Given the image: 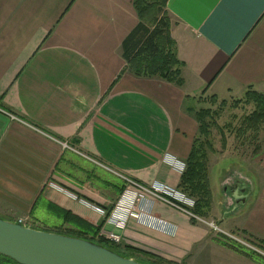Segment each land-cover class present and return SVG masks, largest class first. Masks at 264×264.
I'll return each mask as SVG.
<instances>
[{
  "label": "crops",
  "instance_id": "obj_1",
  "mask_svg": "<svg viewBox=\"0 0 264 264\" xmlns=\"http://www.w3.org/2000/svg\"><path fill=\"white\" fill-rule=\"evenodd\" d=\"M133 1L0 0L1 218L92 238L103 216L50 183L107 211L124 185L93 160L146 187L179 188L182 176L164 158L188 160L197 99L264 93V0H168L182 87L128 70L122 44L139 23ZM209 183L203 218L264 244V152L254 170L219 162ZM242 188L246 199L236 202ZM145 204L158 226L130 220L120 232L136 258L264 264L162 201Z\"/></svg>",
  "mask_w": 264,
  "mask_h": 264
},
{
  "label": "trees",
  "instance_id": "obj_2",
  "mask_svg": "<svg viewBox=\"0 0 264 264\" xmlns=\"http://www.w3.org/2000/svg\"><path fill=\"white\" fill-rule=\"evenodd\" d=\"M167 2L168 0L133 1L139 23L124 40L122 52L127 62L128 70L136 77H159L167 82L182 87L184 85L182 77V68L184 64L177 59L176 44L171 38ZM211 99V101L214 102V99L217 98L212 96ZM244 99L248 104L253 102L255 108L254 111L245 118V125L247 128L241 127L239 133L242 135L245 134V132L247 133V131H252L254 133L253 137L257 138L259 130L264 124V97L253 88H248L244 94ZM189 111L194 115L198 123L199 133L193 143L189 158L186 161L187 168L181 175L179 189L195 200L196 205L193 209L194 213L200 217H207V213L211 206L208 164L209 154L215 151L210 142L209 134L211 126L214 124L215 117L212 108H189ZM56 233L87 239L80 235L61 232ZM96 236L97 234L88 240L94 241ZM96 243L123 256L143 262L136 258L134 254H127L123 253V251H119L118 248H115L116 246L105 240H100ZM0 264L17 263L0 255ZM151 264L166 263L154 262Z\"/></svg>",
  "mask_w": 264,
  "mask_h": 264
},
{
  "label": "built area",
  "instance_id": "obj_3",
  "mask_svg": "<svg viewBox=\"0 0 264 264\" xmlns=\"http://www.w3.org/2000/svg\"><path fill=\"white\" fill-rule=\"evenodd\" d=\"M12 118L15 119L14 117ZM62 145L64 149H68L79 155H82L78 150H76L75 146H71L67 143H62ZM82 156L86 159H89L87 156ZM164 160L173 170L181 175L187 168L185 161L179 160L174 156L166 155ZM93 161L104 168L106 171L121 179L124 185L121 197L108 211L98 208L97 206L84 200H79L76 195L63 190L53 183H50L49 186L65 192L71 198L78 200L83 205L91 208L92 210L100 213L103 216L104 222L100 226L98 231V237L101 240L108 241L109 243L116 246L120 245L123 237L120 232H123L125 230L130 220H135L136 222H138L139 224H143L144 226L156 228L159 222L151 214L148 205L145 204V200L147 199V197L152 196L162 201L167 206L185 214L198 224L205 226L216 237L221 239L229 246H232L239 250H244L251 255L264 259L263 243L250 238L249 236H246L241 232L228 231L226 229H223L215 220L198 216L193 211L196 205L195 200L181 191L179 188H174L158 182H155L149 187H146L95 160ZM17 222L24 226H27L26 220L19 219L17 220Z\"/></svg>",
  "mask_w": 264,
  "mask_h": 264
},
{
  "label": "water",
  "instance_id": "obj_4",
  "mask_svg": "<svg viewBox=\"0 0 264 264\" xmlns=\"http://www.w3.org/2000/svg\"><path fill=\"white\" fill-rule=\"evenodd\" d=\"M242 188L236 202H244ZM0 255L17 264H146L94 241L30 228L0 217Z\"/></svg>",
  "mask_w": 264,
  "mask_h": 264
},
{
  "label": "rangeland",
  "instance_id": "obj_5",
  "mask_svg": "<svg viewBox=\"0 0 264 264\" xmlns=\"http://www.w3.org/2000/svg\"><path fill=\"white\" fill-rule=\"evenodd\" d=\"M258 93L262 94L264 97L263 92ZM211 100V97L200 98L197 99L194 104L196 109L212 108L215 117L214 124L211 126L209 134L210 142L215 150L214 153L209 154V168H213L215 165L218 166L219 162H222L225 167L231 170L242 168L254 170L260 168L261 154L264 152V124L259 130L257 138L253 137L254 133L252 131H247V133L245 132V134L242 135L239 133L241 127L247 128L245 125V118L254 111V103L248 104L244 97L240 99L232 98L225 101L214 99L213 102ZM29 225L27 223V226ZM51 226L52 225L45 222L41 227L45 229L53 228ZM49 231H53V233H68V231L62 229ZM100 240L97 233L94 241L97 242ZM115 248H118L119 251H123V253L133 254L128 253L129 250H127V247L124 245L123 237L121 244ZM143 263L151 264L148 261H143Z\"/></svg>",
  "mask_w": 264,
  "mask_h": 264
}]
</instances>
